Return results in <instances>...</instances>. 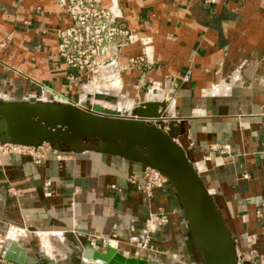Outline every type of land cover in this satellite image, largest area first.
Listing matches in <instances>:
<instances>
[{
  "label": "crops",
  "instance_id": "0c3cea01",
  "mask_svg": "<svg viewBox=\"0 0 264 264\" xmlns=\"http://www.w3.org/2000/svg\"><path fill=\"white\" fill-rule=\"evenodd\" d=\"M116 1L133 39L120 49L118 71L111 66L85 86L84 79H70L75 72L59 57L57 33L71 20L58 0H0V97L52 90L79 103L89 93L107 92L99 97L117 103H93L119 110L165 104V126L174 122L179 128L177 142L231 230L237 255L255 249L263 258L251 264H264V218L256 215L264 204V0ZM142 55L151 65L131 67L130 60ZM145 167L87 143L80 153L50 149L39 162L2 156L0 238L11 226L26 230L22 243L29 253L49 255L40 264H98L83 252L87 244L103 247L105 240L161 264H201L200 247L175 196L156 191L149 202L129 183ZM159 207L170 222L152 235V250L130 245L133 236L145 239L149 215Z\"/></svg>",
  "mask_w": 264,
  "mask_h": 264
},
{
  "label": "water",
  "instance_id": "95a60500",
  "mask_svg": "<svg viewBox=\"0 0 264 264\" xmlns=\"http://www.w3.org/2000/svg\"><path fill=\"white\" fill-rule=\"evenodd\" d=\"M165 107L159 101H150L119 110L88 100L75 103L67 99L48 101L36 95L7 100L0 97V144L32 148L49 145L55 150L80 153L89 140H99L97 152L141 163L167 179V191L185 211L193 240L200 247L204 259L201 264H238L232 232L196 166L177 142L179 128L174 122L166 128L167 120L161 112ZM8 232L0 238V260L40 264L43 257L49 258L46 253L43 257L30 254L22 243L24 238L12 239ZM111 242L105 240L98 249L87 244L84 259L98 264H161L125 253Z\"/></svg>",
  "mask_w": 264,
  "mask_h": 264
},
{
  "label": "built area",
  "instance_id": "2783aa9c",
  "mask_svg": "<svg viewBox=\"0 0 264 264\" xmlns=\"http://www.w3.org/2000/svg\"><path fill=\"white\" fill-rule=\"evenodd\" d=\"M211 5H217L224 0H206ZM59 7L66 11L71 23L58 30L59 57L65 65L75 72L71 75L72 81L84 79L85 86L96 82L101 73L113 66L117 69V58L120 49L132 41V31L122 24L124 13L116 0H112L111 6H105L104 0H58ZM130 65L133 68L143 65H151L148 57L142 55L132 58ZM113 82V81H111ZM82 83V82H81ZM103 83H110L109 78H105ZM90 96H103L110 93H89ZM48 101L65 100L56 95L52 90H42L41 97ZM262 115L264 116V110ZM228 148H225L227 150ZM44 146L39 148L26 147L14 144H0V158L9 154L30 156L36 161L44 159L46 153ZM129 183L139 192L143 193L149 202L155 198L156 191L166 192L167 179L155 169L145 167L143 173L134 174L129 178ZM114 190L122 193V189L112 186ZM258 219L264 218V204L256 212ZM170 222L169 216L163 207L149 215L144 231L145 239L141 240L133 236L129 244L142 250H152L150 239L160 228L166 227ZM19 230L24 237L26 230L15 226L9 228ZM263 258L257 250L252 249L238 255V264H246Z\"/></svg>",
  "mask_w": 264,
  "mask_h": 264
},
{
  "label": "rangeland",
  "instance_id": "374dc122",
  "mask_svg": "<svg viewBox=\"0 0 264 264\" xmlns=\"http://www.w3.org/2000/svg\"><path fill=\"white\" fill-rule=\"evenodd\" d=\"M41 93V92H40ZM31 96H33L34 95V92L33 93H31L30 94ZM40 95H42V94H40ZM37 96L39 97V98H41V99H43L41 96H39V94H37ZM1 98H4V97H1ZM10 99V98H9ZM15 99V98H14ZM23 99V98H22ZM96 100L98 101V100H107V101H109V102H111V103H117V99H114L113 97H109V98H103V97H99V95H95V96H90V98H89V102H91V103H93V102H96ZM87 147H93V148H95L96 146H93L92 144H88L87 143ZM51 149V151H52V149H54L53 147H51V146H49V145H44V150H43V152L44 153H47L49 150ZM20 156V155H19Z\"/></svg>",
  "mask_w": 264,
  "mask_h": 264
},
{
  "label": "flooded vegetation",
  "instance_id": "af4514ba",
  "mask_svg": "<svg viewBox=\"0 0 264 264\" xmlns=\"http://www.w3.org/2000/svg\"><path fill=\"white\" fill-rule=\"evenodd\" d=\"M87 143L88 144H92L93 146H96L97 147L98 144H99V140L93 139V140H89Z\"/></svg>",
  "mask_w": 264,
  "mask_h": 264
},
{
  "label": "bare ground",
  "instance_id": "6f19581e",
  "mask_svg": "<svg viewBox=\"0 0 264 264\" xmlns=\"http://www.w3.org/2000/svg\"><path fill=\"white\" fill-rule=\"evenodd\" d=\"M106 70V69H105ZM47 99V96H45V99L44 100H46Z\"/></svg>",
  "mask_w": 264,
  "mask_h": 264
}]
</instances>
